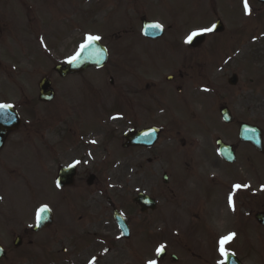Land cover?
I'll return each mask as SVG.
<instances>
[{"label":"rangeland","instance_id":"1","mask_svg":"<svg viewBox=\"0 0 264 264\" xmlns=\"http://www.w3.org/2000/svg\"><path fill=\"white\" fill-rule=\"evenodd\" d=\"M247 4L246 13L245 0H0V104L35 110L22 115L4 147L11 191L22 178L38 179L41 200L62 209V224L77 194L103 198L97 187L73 190L69 199L51 187L54 168L74 163L79 178L100 175L105 195L121 207L138 193L156 199L152 215L134 204L135 232H194L208 237V246L230 233L240 242L247 235L253 253L246 264H264V230L254 220L264 209V153L238 139L240 123L264 132V5ZM143 20L161 25L163 36L145 40ZM217 20L223 34L205 31ZM193 32L207 37L199 48L186 42ZM89 35L108 50L107 65L61 78L55 67ZM232 74L239 78L234 87L227 83ZM44 78L55 92L51 103L38 100ZM224 107L230 125L221 120ZM150 127L163 131L152 149H123L126 132ZM218 139L234 146V165L218 155ZM148 243L134 242V255Z\"/></svg>","mask_w":264,"mask_h":264},{"label":"flooded vegetation","instance_id":"2","mask_svg":"<svg viewBox=\"0 0 264 264\" xmlns=\"http://www.w3.org/2000/svg\"><path fill=\"white\" fill-rule=\"evenodd\" d=\"M111 82L113 83L112 79ZM4 105L13 108L10 104ZM16 108H13L17 113L14 123L17 121L18 127L8 134L0 150V264H149L150 261L154 264H226L223 261L226 255L219 254L218 249L214 247L215 241L211 240V246H208L205 243L208 237L204 235V239H201L200 234L186 232L187 235L182 238L181 235L186 234L185 232H172L168 229L153 231L150 226L149 230L134 232V198L130 202L127 200L123 207L119 206L115 198L105 195L104 190L107 188L101 183L100 175L89 174L83 179V175L79 178L80 174L77 173L72 187L60 189L68 199L71 191L78 188L97 187L96 190L103 191V194L100 193L103 198L97 199L83 198L80 193L77 194L71 206L67 205L63 215L68 213V219L67 215H64L66 221L62 218V224H59L62 209L59 211L55 204L41 200L38 179L33 182L29 178H22L19 181L21 184L17 183L12 187L15 192L11 191L5 177L8 167L4 147L9 136L20 131L25 120L22 115L32 117V111H35L30 104L19 105L20 111ZM10 119L12 121L9 117ZM130 149L134 150L133 147ZM237 160L239 161L240 157H237ZM36 165L39 166V161ZM62 168L64 167L59 168L57 165L51 172V187L58 188L56 181ZM240 194L241 191H238L237 196ZM242 194H245L244 190ZM68 199H65L67 204ZM45 205L51 212L48 223L40 221V209ZM80 208L82 211L78 210ZM262 211L264 209L260 210ZM115 214H120L126 220L130 229L128 236L119 230L114 220ZM73 215L78 216L73 220ZM71 221H74L76 227L69 225ZM246 237L244 242H240L239 237L233 238L226 246V253L233 254L241 264H246L250 257H247V253L251 254V249L247 248L249 236ZM143 239H149V243L140 248L144 252H137L136 257L134 242ZM238 241L240 243L236 245ZM158 248L161 249L159 253ZM220 256L222 262L218 259Z\"/></svg>","mask_w":264,"mask_h":264},{"label":"water","instance_id":"3","mask_svg":"<svg viewBox=\"0 0 264 264\" xmlns=\"http://www.w3.org/2000/svg\"><path fill=\"white\" fill-rule=\"evenodd\" d=\"M258 2L264 4V0H257ZM155 24L152 23H145L143 26V35L151 38L156 39L162 35V29H155L151 28ZM223 30L222 24L218 23L214 31L221 32ZM204 36H194L192 41L190 42L191 47H198L204 42ZM108 60V55L106 49L102 47L97 41H94L88 49H86L81 56L73 63H68L67 66H58L55 68V71L61 76L66 77L70 74L79 73L86 70L89 67H96L102 68L105 66ZM229 83L234 85L237 83V76L234 75L231 79H229ZM40 100L44 102H50L54 98V93L52 90H48L50 87V82L48 80H43L40 82ZM222 116L225 121L230 122V113L229 111L225 110L222 112ZM17 127V123H9L6 125H0V147L1 144L4 142L6 137L7 131L13 129L12 127ZM158 138V132L156 130H148L144 132H134L133 135H127L126 139L128 143H133L134 145H141V146H151L155 143ZM243 141L251 143L256 147L258 150H262V135L260 130L257 128H250L248 126H243L241 130V137ZM219 146L220 154L223 158H225L229 162L234 161V154L231 151V148L224 146L221 142L217 143ZM62 176H67V183H72L73 177L75 175L74 171H67L62 170ZM64 185V183L61 182ZM135 202L141 207L142 212H146L148 209L155 208V202L140 194L136 199ZM261 224H264V216L258 215L256 217ZM45 223H48L46 221ZM126 228V227H125Z\"/></svg>","mask_w":264,"mask_h":264},{"label":"snow or ice","instance_id":"4","mask_svg":"<svg viewBox=\"0 0 264 264\" xmlns=\"http://www.w3.org/2000/svg\"><path fill=\"white\" fill-rule=\"evenodd\" d=\"M245 10H246V13L248 12V4H247V0H245ZM151 28H155V29H161L162 26L159 25V24H155L153 26H150ZM214 28V26H213ZM213 28H209V29H206L205 31H212ZM197 35L196 32H193L192 34H190L187 39H186V42H191L192 38ZM100 37L98 36H87L86 37V41L84 43H82L78 49V51L68 59V63H73L75 62L76 60H78V58L81 56V54L86 50L88 49L89 47H91L92 43L96 40H99ZM9 106L8 105H4V104H0V112H3L5 111ZM92 143H95V141H92ZM235 188H240L241 185H235L234 186ZM229 204L230 206L233 207V210L234 209V206L232 204V198L231 196L229 197ZM49 209H48V206H43L41 209H40V213H44V212H47ZM40 218V216L38 215V219ZM235 237V233H230L228 236H224V237H221L218 241V244H219V251L221 253L222 256L226 255V251H225V244L226 243H230L231 240ZM161 248H163V246H161ZM161 251L160 248L157 249V252L159 253ZM149 264H154V262L150 261Z\"/></svg>","mask_w":264,"mask_h":264},{"label":"bare ground","instance_id":"5","mask_svg":"<svg viewBox=\"0 0 264 264\" xmlns=\"http://www.w3.org/2000/svg\"><path fill=\"white\" fill-rule=\"evenodd\" d=\"M218 216H220L221 214L220 213H217Z\"/></svg>","mask_w":264,"mask_h":264}]
</instances>
